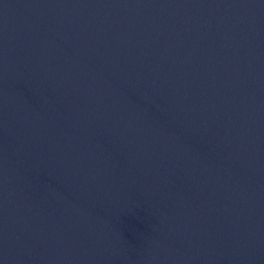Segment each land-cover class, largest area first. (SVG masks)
I'll return each instance as SVG.
<instances>
[{"label":"water","instance_id":"water-1","mask_svg":"<svg viewBox=\"0 0 264 264\" xmlns=\"http://www.w3.org/2000/svg\"><path fill=\"white\" fill-rule=\"evenodd\" d=\"M0 264H264V0H0Z\"/></svg>","mask_w":264,"mask_h":264}]
</instances>
